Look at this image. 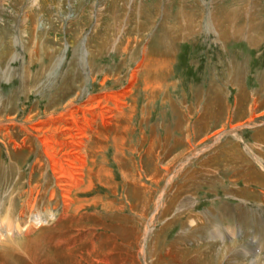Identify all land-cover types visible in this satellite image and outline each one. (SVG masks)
<instances>
[{"label":"rangeland","instance_id":"374dc122","mask_svg":"<svg viewBox=\"0 0 264 264\" xmlns=\"http://www.w3.org/2000/svg\"><path fill=\"white\" fill-rule=\"evenodd\" d=\"M82 138L70 205L0 264L263 257L264 0H0V223Z\"/></svg>","mask_w":264,"mask_h":264},{"label":"bare ground","instance_id":"6f19581e","mask_svg":"<svg viewBox=\"0 0 264 264\" xmlns=\"http://www.w3.org/2000/svg\"><path fill=\"white\" fill-rule=\"evenodd\" d=\"M37 130H40V129L37 128ZM87 138L88 137H86V139ZM72 141H71L72 143L69 145L72 148H70L67 152L71 154L69 158L65 159L66 162H68V164L70 165L72 164V166L75 169V171L73 170V172L70 173L71 176H69L70 175L69 173H68L69 175L63 174L61 172V169L57 167L56 163H54L56 159L55 160L53 159L54 160L53 161L54 170L52 169V172H53L52 180L54 181H51V180L47 181V185L42 186L40 183L41 177L37 178L35 182H32V180H34L33 173H32L28 179L29 187L28 189H23L22 192L19 194V198L16 200L18 202L16 203V201L12 199L13 203L9 204L8 206L3 207L5 209V214L3 213V223L1 222L0 225H1V228L4 229V232H2L1 234L5 240L3 241L0 240V253L2 254L0 256H3L6 258V257L13 256L14 254H18V251L14 250L13 248V247L18 248V247H16L13 244V242L17 241L20 238L25 239L29 231L32 230L34 226H41L42 224H45V223L47 224L53 223V221L57 220L58 217L62 214L63 210H65L70 205L69 202L72 201V198L70 197L71 189L72 187H75L74 185H77L81 181L80 179V181L77 182L78 178L82 176V173L80 171L83 169V166L85 164L84 147H85L86 140L85 138H82V140L73 139ZM49 160L50 162L52 161L51 158H49ZM65 170H68V169H65ZM39 175H41V173H39ZM246 177H247V181L249 182L253 181V182L258 183L259 185L260 183H264L263 182L264 180L262 178H260L258 175H255L253 173L249 172ZM52 182L53 184L58 185L59 190H60L59 192L62 191L61 200H60V197L58 196L59 193L57 190H55ZM52 185H53V188L50 189ZM56 199H59L58 200V204L60 205L59 211L57 210L56 207H51V205L53 204V202H55ZM47 203L50 205V207L48 206L46 212H41L37 210L34 211V209H37L41 204L45 206L47 205ZM21 244L24 247V249H27L28 251H31L33 248L32 247L33 245L30 246L31 243L27 242L25 244V242L22 241ZM239 246H240L239 242L238 244L237 242H232L226 245L220 252V255H218L217 264H221V263L231 264L233 262H236L237 261L236 256L241 253ZM245 251H246V248H245ZM212 262H209V264H212ZM248 264H264V256L262 257L261 254L260 255L256 254L254 257L253 255L252 258H249Z\"/></svg>","mask_w":264,"mask_h":264}]
</instances>
